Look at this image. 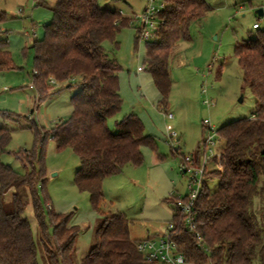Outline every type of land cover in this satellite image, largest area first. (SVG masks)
Returning a JSON list of instances; mask_svg holds the SVG:
<instances>
[{
  "label": "trees",
  "instance_id": "16d2710c",
  "mask_svg": "<svg viewBox=\"0 0 264 264\" xmlns=\"http://www.w3.org/2000/svg\"><path fill=\"white\" fill-rule=\"evenodd\" d=\"M101 1L56 0L50 7L53 18L45 24L44 38L34 39L28 47L33 51L37 106L47 98L51 78L59 82L80 78V82L72 94L73 109L67 119L50 129L34 119L29 121L35 134L34 147L15 152L29 171L20 172L2 159L10 151L12 130L0 125V264H39L32 226L23 215L21 188L29 191L39 226L38 238L49 264H75L73 253L79 227L70 223V214L56 212L48 196L42 198L39 193L47 181L45 155L49 138L58 150L71 148L79 156L75 183L89 193L100 213L105 178L118 174L129 163L142 164L144 146L156 153L155 138L145 132L137 114L129 113L117 121V131L109 127L108 119L123 104L121 65L109 56L103 42L117 43V34L132 18ZM162 1L163 23L156 39L146 42L144 63L160 93V106L166 109L173 84L170 55L180 40L190 38L191 23L203 17L210 6L206 0ZM6 19L7 12L0 8V24ZM7 46L8 41L0 39V73L18 68ZM234 53L243 70V80L256 97L257 108L250 117L229 122L217 131L223 141L214 159L219 168L209 170L205 176L218 177V188L210 190L205 180L196 201L201 243L182 227L174 208L171 221L179 250L194 264H264V207L257 209L255 205L257 197L264 198V29L237 42ZM0 113L6 120L22 117L9 111ZM199 150L200 147L197 154ZM168 199L174 203L172 196ZM129 225L130 219L123 213L105 215L81 264H156L137 250Z\"/></svg>",
  "mask_w": 264,
  "mask_h": 264
},
{
  "label": "rangeland",
  "instance_id": "374dc122",
  "mask_svg": "<svg viewBox=\"0 0 264 264\" xmlns=\"http://www.w3.org/2000/svg\"><path fill=\"white\" fill-rule=\"evenodd\" d=\"M162 0H158V3ZM206 14L190 25V38L180 40L169 58L172 89L166 109L160 106V93L152 73L146 68V40L139 37L140 13L146 0H102L103 4L120 9L132 18L117 34V43L105 40L103 46L110 57L121 65L119 71L121 110L108 119L117 131V121L129 113L143 121L145 132L157 143L156 153L143 147L140 165L127 164L118 174L105 178L103 213L94 208L87 191L75 183L79 156L71 149L58 150L53 139L46 145L47 181L40 187L42 198L48 196L56 212L70 214V223L79 227L73 259H81L94 243L95 230L105 215L120 212L130 219V236L138 240L162 235L172 220L174 204L168 198L187 193L189 175L181 169L184 155L203 158L205 147L210 158L207 170L219 168L215 157L223 141L216 133L215 143L204 145L208 129H218L234 120L250 117L257 108L256 97L243 80V70L234 53L237 42L255 36L264 29V0H206ZM56 0H0L7 19L0 24V39L8 41L16 69L0 73V110L21 114L17 120H6L0 113V125L12 130L9 152L2 159L20 172L30 170L15 154L20 148L34 147L35 134L29 128L34 119L47 129L67 119L72 112V94L78 90L80 78L70 82L48 81L47 98L36 105L37 91L33 82V51L28 48L34 39L45 36V24L53 18L51 6ZM259 9L263 13L258 12ZM254 23L259 28L253 27ZM141 68V69H140ZM73 84L71 87L67 85ZM34 86V85H33ZM61 88V89H60ZM60 89V90H59ZM172 112L174 117H169ZM208 120L209 123H206ZM176 132L173 141L169 133ZM200 147V152L197 150ZM219 178H207L210 190L218 188ZM25 209L23 215L31 223L38 247L39 264H49L39 240L38 221L30 194L21 188ZM10 193L7 198L10 199ZM257 209L264 207V198L257 197ZM52 230V227L50 228Z\"/></svg>",
  "mask_w": 264,
  "mask_h": 264
},
{
  "label": "built area",
  "instance_id": "2783aa9c",
  "mask_svg": "<svg viewBox=\"0 0 264 264\" xmlns=\"http://www.w3.org/2000/svg\"><path fill=\"white\" fill-rule=\"evenodd\" d=\"M164 5L163 1L158 3V0H146V5L140 13H136L141 26L139 27V37L143 40H154L158 36L163 19L160 16V11ZM253 27L259 28L258 23H254ZM141 69V68H140ZM54 82L55 79L51 78ZM30 87H33V82ZM169 117H174L172 112L168 113ZM209 123L208 120H205ZM208 129V137L204 145L214 144L216 133ZM170 140L178 141L179 137L176 132L169 133ZM207 147L203 154V158L195 163V156L192 154L184 155L181 161V169L184 174L189 175L187 183L188 192L179 194L174 200V208L179 214L182 222V227L193 234H195L199 242H202L201 233L199 230V220L196 211V201L199 195L203 192L204 182L206 180L207 164L211 157L207 154ZM219 155V154H218ZM217 155V156H218ZM137 250L143 256L156 264H194L188 260L185 254L179 250L178 241L175 236V224L170 221L166 231L157 237H146L136 240Z\"/></svg>",
  "mask_w": 264,
  "mask_h": 264
},
{
  "label": "water",
  "instance_id": "95a60500",
  "mask_svg": "<svg viewBox=\"0 0 264 264\" xmlns=\"http://www.w3.org/2000/svg\"><path fill=\"white\" fill-rule=\"evenodd\" d=\"M258 12H259L260 14H262V13H263V10H262V9H259Z\"/></svg>",
  "mask_w": 264,
  "mask_h": 264
},
{
  "label": "crops",
  "instance_id": "0c3cea01",
  "mask_svg": "<svg viewBox=\"0 0 264 264\" xmlns=\"http://www.w3.org/2000/svg\"><path fill=\"white\" fill-rule=\"evenodd\" d=\"M104 5L108 6L109 4H104Z\"/></svg>",
  "mask_w": 264,
  "mask_h": 264
}]
</instances>
